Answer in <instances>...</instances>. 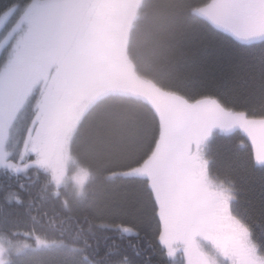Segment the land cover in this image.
<instances>
[{"label":"snow or ice","instance_id":"obj_1","mask_svg":"<svg viewBox=\"0 0 264 264\" xmlns=\"http://www.w3.org/2000/svg\"><path fill=\"white\" fill-rule=\"evenodd\" d=\"M193 18L239 42L264 41V0H27L0 12V168L35 167L57 188L67 181L87 197L94 169L108 166L131 190L95 211L150 209L169 258L264 264V246L234 212V190L213 174L206 152L217 130H241L264 166V113L173 86L177 64L197 55L183 48ZM145 54L150 71L137 63ZM10 231L0 235V264L30 247ZM90 232L78 229L80 244L39 235L35 242L83 253L89 264H120L87 254Z\"/></svg>","mask_w":264,"mask_h":264},{"label":"trees","instance_id":"obj_2","mask_svg":"<svg viewBox=\"0 0 264 264\" xmlns=\"http://www.w3.org/2000/svg\"><path fill=\"white\" fill-rule=\"evenodd\" d=\"M26 2L0 0V12L12 4L22 6ZM184 28L187 36L183 48L197 55L195 58L189 55L177 64L173 86L188 93L211 91L230 107L264 113V41L239 42L194 18ZM137 63L142 70L150 71L147 54L137 56ZM206 152L213 174L228 180L234 190V212L248 223L254 240L264 246V166L254 162L251 140L241 130H217ZM86 187L87 197L77 196L73 184L57 188L41 169L14 172L0 168V235L10 236V229L14 228L18 234L12 239L16 241L34 244L35 236L39 235L47 241L80 244L82 239L76 238V232L84 227L91 229L86 233L92 246L86 249L90 257L97 252L96 258L107 253L109 259L120 264L125 260L134 264H184L182 257L179 263L169 258L157 242L150 209L144 210L141 204H137V210L125 208V219L117 218V212L95 211L106 200L127 197L131 190L127 180L112 176L108 166H102L94 169ZM17 197L23 202L17 203ZM65 199L73 211H68ZM118 224L133 231H118ZM83 256L63 246L29 248L13 256L12 264H89Z\"/></svg>","mask_w":264,"mask_h":264},{"label":"rangeland","instance_id":"obj_3","mask_svg":"<svg viewBox=\"0 0 264 264\" xmlns=\"http://www.w3.org/2000/svg\"><path fill=\"white\" fill-rule=\"evenodd\" d=\"M250 42H252V41H250ZM16 163H17L18 165L21 164V162H20L19 160H17ZM29 168H35V167H29ZM29 168H27L26 170L28 171ZM26 170L23 169V167L21 166V170H20L19 172H25ZM14 172H15V171H14ZM66 183H70V182H67V181H66ZM73 186L75 187V190H76V193H77V188H76V186H75L74 184H73ZM117 213H118V215H119L117 218H119V219H123V218H124V219H125L126 214L124 215L123 211H120V212H117ZM122 213H123V214H122ZM120 214H122V215H120ZM118 227H119L120 229H123V228L127 227V228H129L131 231H133V230L131 229V227L126 226V225L118 224ZM17 242H18L19 244H21V245H23V244H25V243H27L28 245H30V247H28V248H26V249H29V248L34 249V248L47 247V246H37V245H36V242H34V244H33V243L31 244L30 242L25 241V240H21V241H17ZM205 247L207 248L208 246L205 244ZM26 249H23L22 252L25 251ZM173 259L175 260V262H178V263H179V261L181 262V256H179V255L173 257ZM182 261H183V260H182Z\"/></svg>","mask_w":264,"mask_h":264}]
</instances>
